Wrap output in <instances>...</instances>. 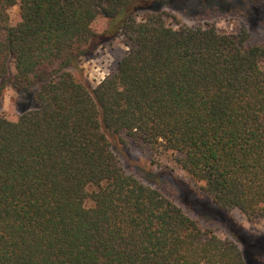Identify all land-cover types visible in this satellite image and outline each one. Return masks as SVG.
<instances>
[{
  "label": "trees",
  "instance_id": "16d2710c",
  "mask_svg": "<svg viewBox=\"0 0 264 264\" xmlns=\"http://www.w3.org/2000/svg\"><path fill=\"white\" fill-rule=\"evenodd\" d=\"M169 1L0 0V95L34 91L32 106L0 112V264H248L237 237L114 148L127 137L224 213L264 216V34L184 24ZM116 38L127 50L105 78L76 75Z\"/></svg>",
  "mask_w": 264,
  "mask_h": 264
},
{
  "label": "rangeland",
  "instance_id": "374dc122",
  "mask_svg": "<svg viewBox=\"0 0 264 264\" xmlns=\"http://www.w3.org/2000/svg\"><path fill=\"white\" fill-rule=\"evenodd\" d=\"M254 1L258 0H171L166 2L165 8L187 25L213 22L224 32H235L243 24L247 25L254 38L260 40L264 34V5L258 10ZM9 14L18 19L19 5L10 7ZM169 20L175 23L173 17ZM126 50L120 38L104 43L98 41L92 51L80 59L76 75L96 86ZM33 92L30 89L19 94L9 85L0 95V112L14 113L32 106ZM113 144L128 172L153 187H159L191 215L198 217L204 227L214 228L222 237H237L248 257V264H264V216L248 218L239 209L224 213L196 188L175 162L167 161L164 155L143 151L127 137H116ZM159 158L166 165L160 166Z\"/></svg>",
  "mask_w": 264,
  "mask_h": 264
}]
</instances>
